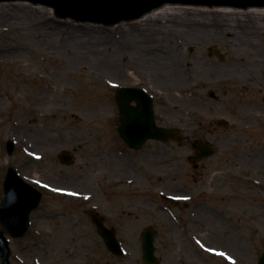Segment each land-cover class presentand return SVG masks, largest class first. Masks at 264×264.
Here are the masks:
<instances>
[{
    "label": "rangeland",
    "instance_id": "1",
    "mask_svg": "<svg viewBox=\"0 0 264 264\" xmlns=\"http://www.w3.org/2000/svg\"><path fill=\"white\" fill-rule=\"evenodd\" d=\"M8 8L12 5H6L5 10ZM52 13L46 14L42 24L34 23L36 36L43 39L40 44L22 37L24 27L14 15H0V201L8 165L42 192L26 237L10 239L11 264H143L140 235L150 225L158 232L159 264H257L264 250V211L237 202V210H231L224 201L206 203L211 208L206 211L192 203L187 209L165 212L157 209L162 203H154L156 196L143 206L145 197L133 194L137 193L133 188L105 189V194L96 195L90 172L98 151L104 154L103 163L112 153L123 151L115 133L111 83L126 85L128 78L134 79L142 69L149 89L160 92L166 125L185 128L184 136L194 132L195 137H204L201 132L208 117L214 121V133L220 135L221 127L215 122L223 119L226 96L264 102V31L256 29L253 17L201 16L206 21L202 32L183 25L182 17L193 18L188 15L164 16L149 26L123 27L113 31L116 36L109 56L98 62L90 52L76 48L81 41L73 38L75 35L68 37V28L78 25L61 23ZM247 18L254 25L240 22ZM218 22L234 26L227 32L232 37L213 28ZM260 24L264 29V22ZM79 27H91L103 36L112 32L100 26ZM201 33L211 41L203 43ZM73 34H78L82 43L94 45L88 34ZM236 36L251 38L255 45H244ZM244 53L263 62L234 58ZM7 140L15 142L11 156L6 153ZM193 140L192 135L189 145L177 149L174 174L182 182L171 184L178 187L182 183L183 189L192 193L193 169L188 157L193 155ZM216 145V155L207 164L223 162L220 139ZM64 149L74 156L70 166L57 160ZM251 165L264 174L261 157ZM117 172L112 176H118ZM65 190L81 192V196L65 195ZM248 190L242 187L238 195L253 199ZM97 202L107 203L116 212L124 209L125 214L118 213L121 220L113 223L126 250L121 258L108 253L86 215ZM207 248L224 250L227 256L239 259L226 261Z\"/></svg>",
    "mask_w": 264,
    "mask_h": 264
},
{
    "label": "flooded vegetation",
    "instance_id": "2",
    "mask_svg": "<svg viewBox=\"0 0 264 264\" xmlns=\"http://www.w3.org/2000/svg\"><path fill=\"white\" fill-rule=\"evenodd\" d=\"M130 79L128 78L127 87L143 91L142 93H135V95H139L137 99H134L133 96L135 95L131 94L132 97L129 100V119L131 124H133L130 127L131 131L144 133L149 129L148 123H145L147 120H144L149 112L148 102L144 93L152 99L153 117L156 126H174L166 125L164 102L159 98L158 94L160 92L158 90L149 89L147 85L149 80L145 71L142 69L137 73V77ZM117 90L115 88L112 92L114 117L117 120L115 133L119 122V108L115 99ZM236 96L240 97L241 95L237 94ZM226 98L223 102V119L215 122L217 127H221L222 133L220 135L214 133V121L208 117L204 121L206 126L201 132L206 134L204 137L197 138L194 132H188L184 136L183 131L186 129L179 127L178 141L176 142L150 140L145 142L140 149H131L123 144V151L112 153L110 157H107L105 163L102 160L103 152L98 151L95 153L96 164H93L90 170L93 183L96 182L97 192L95 194H105L106 192H103L105 189L133 188L137 191V193L133 194H138V197L141 198L145 197L143 206L148 205L151 197L156 196L158 200H155L154 203H162V206H157V209L165 212H170L172 209H187L192 206V203L200 210L206 211L209 208L205 205L206 203L217 204V202H221L220 204H222L224 201L228 203L227 207L231 210H237L238 206L235 204L237 202L239 204L242 203V205L246 204L250 208L264 211V181H262L264 174H262V169H256V166L251 165L259 157L264 160V102L252 100L253 98L245 101L240 98L233 99L234 97L230 96H226ZM192 135L194 139L192 147L193 164H189L193 169V193L183 189L182 183L178 187L171 186L174 181H181L174 174L176 173L177 175L175 170L178 166L173 157L178 155L177 149L189 145ZM206 136H211L214 139H209ZM219 139L223 146V162L221 164L216 162L207 164V161L216 155L218 146L216 141ZM148 145L153 146L151 150L146 149ZM197 146L212 149V155L197 160L196 158L199 156L196 149ZM166 149L170 151L166 152ZM191 157H188V161H190ZM116 172L119 175L112 176ZM206 172H209V176L206 175ZM208 178L209 180H207ZM242 187L248 188L254 198L245 200L240 197L238 192ZM73 192L79 195L81 193L75 190ZM162 194L175 197L180 199V201H177L174 206L163 199L161 197ZM128 204L130 205L132 202L129 201ZM209 209L211 210V208ZM114 210L116 209H109L107 203L104 205L102 202H97L92 209L86 212V215L89 216L90 220L92 218L96 219L106 228L116 231V225L113 223L116 220H121L119 215L125 214V212L124 209L119 212ZM128 212L132 213L131 210ZM152 227L154 228V226Z\"/></svg>",
    "mask_w": 264,
    "mask_h": 264
},
{
    "label": "water",
    "instance_id": "3",
    "mask_svg": "<svg viewBox=\"0 0 264 264\" xmlns=\"http://www.w3.org/2000/svg\"><path fill=\"white\" fill-rule=\"evenodd\" d=\"M3 5L16 6L17 3H29L32 8L54 9L52 16L61 23H76L78 26H100L108 31L130 26L134 20L148 18L151 12H158L164 7H189V10H219L220 7L240 10H264V0H0ZM156 9V10H155ZM154 10V11H153ZM149 13V14H148ZM142 19L137 20L140 22ZM121 22V23H119ZM119 23V24H117ZM115 24V25H114ZM113 25V26H112ZM127 91V92H126ZM119 92L121 118L117 129L119 137L130 147H140L148 139L165 140L177 134L172 129L153 128L149 117V129L144 133L132 132L130 127L129 98L130 90ZM199 155L206 153L198 147ZM8 154L13 151L12 143H7ZM209 153V151H208ZM207 155V154H206ZM61 161L71 163L70 156L61 155ZM3 199L0 202V260L1 264H10L11 250L6 236L13 239L24 238L30 225V214L37 209L41 194L25 183L18 174L8 168L3 182ZM107 248L114 255L123 252L112 231H108L94 220ZM156 232L145 229L141 236L142 260L145 264H156L154 256V239ZM258 264H264V251Z\"/></svg>",
    "mask_w": 264,
    "mask_h": 264
},
{
    "label": "bare ground",
    "instance_id": "4",
    "mask_svg": "<svg viewBox=\"0 0 264 264\" xmlns=\"http://www.w3.org/2000/svg\"><path fill=\"white\" fill-rule=\"evenodd\" d=\"M5 7L6 5H2V6L0 5V15L4 17L9 16V15L11 16V14L14 15L17 18V20L20 21L21 26L24 27L22 37L28 40L32 38V40H34L36 44H40V42L43 41V39L40 38L39 35L36 36V34H38V29L34 23L38 21L39 22L38 24L40 25L45 20H47L46 14L51 15L52 13L51 9H50V12H45L40 8H32L25 4H23V6H21V4H16V6H12V8H8L7 10H5ZM176 15L193 16V18L191 19L187 17L186 18L182 17L181 20L183 21V23H185L183 24L184 26L188 24L189 27H193V30H197L198 32H202L203 30H206L204 29L206 28V21H203L201 16H207V15L221 16V17L222 16H251L253 17L256 29L259 32L264 31L263 27L260 24L264 22V10H258V11L248 10L247 13H241L240 10L225 8V7H220L219 10H196V7H194L193 10H189V7H185V8L180 7L177 9H175V7H164L163 9H159L158 12H151L148 18H142L140 22H137L136 20L132 25H130V27L135 28V27H140L143 25L149 26L154 21H158L164 16L171 17V16H176ZM240 22L244 24H248V23H251L252 21L250 22V18H247V19H242V21ZM233 27L234 26L231 24H225L224 22H221V23L218 22L213 28L216 30L218 29L220 31L222 30L221 32H226V35L228 36V38H230L232 36H230V34L227 32H229V30ZM68 30L70 33L68 37L75 35L76 37H73V38L81 41L79 44L75 45L76 48H78L80 51L82 50V52H85V53L90 52L92 60L100 62L101 60L105 59L106 54L109 56L110 50L113 45L112 42L114 40V37L116 36V34L113 33V31L103 36V34L99 32H95L94 29L91 27L71 26L68 28ZM73 33H80V35L81 33L88 34L89 40L90 41L92 39L94 40L92 41L94 45L90 43H82L83 39L80 38L78 34H73ZM236 37L237 38L235 39L244 45L246 44L248 46L255 45V42L252 41L251 38L250 39L247 37L245 38L244 36H236ZM73 38H70V39H73ZM200 38L204 41L203 43H209L211 41V40H205V35H203V33L200 34ZM5 50H7V47H5ZM234 58L238 59L239 61H244V62L246 61L247 63H252L255 61L256 63L260 64L263 62L262 59L256 58V57H250L247 54L241 55V56L235 55Z\"/></svg>",
    "mask_w": 264,
    "mask_h": 264
}]
</instances>
